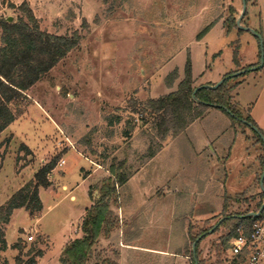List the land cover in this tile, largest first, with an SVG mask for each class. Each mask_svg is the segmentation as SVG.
<instances>
[{
	"label": "rangeland",
	"instance_id": "374dc122",
	"mask_svg": "<svg viewBox=\"0 0 264 264\" xmlns=\"http://www.w3.org/2000/svg\"><path fill=\"white\" fill-rule=\"evenodd\" d=\"M26 5L42 30L57 35L78 31L82 39L11 104L16 119L0 134V206L43 165L59 159L48 176L51 184L39 189L45 212L14 210L5 235L9 231L12 239L13 224L20 236L11 249L0 251V258L15 264L19 249L12 246L17 243L23 256L31 248L48 250L49 237L35 230L40 217L55 238L69 222L80 233L92 205L90 186L109 175L113 157H128L133 175L121 188L120 208L115 209L120 227L99 243L101 256L115 259L118 251L121 264V242L177 249L184 241L181 225L186 219L190 257V233L209 229L198 246L201 264L232 262L231 239L222 243L225 229L209 231L226 214L252 212L261 199L264 0H247L240 25L242 0H0V19L17 21ZM188 61L197 87L216 84L231 73L237 110L251 116L261 131L211 107L143 160L153 129L150 119H140L139 104L175 91ZM174 70L178 77L169 85L167 77ZM152 194V210L160 215L149 222L146 236H136L140 217L151 209L142 204ZM29 235L34 239L29 241ZM56 239L50 264H60ZM122 250V264H135L136 251Z\"/></svg>",
	"mask_w": 264,
	"mask_h": 264
},
{
	"label": "trees",
	"instance_id": "16d2710c",
	"mask_svg": "<svg viewBox=\"0 0 264 264\" xmlns=\"http://www.w3.org/2000/svg\"><path fill=\"white\" fill-rule=\"evenodd\" d=\"M22 9L24 15L17 21L0 19V134L16 119L17 115L11 104L21 99L25 91L48 74L80 44L82 39L78 31L70 35H57L44 31L40 28L33 11L27 5ZM231 22L235 24L234 18ZM83 24H88L86 19ZM209 27L199 35L204 34ZM191 71L188 61L185 77L179 82L175 91L139 104L140 119L146 118V121L150 119L153 129V132L149 134L150 143L147 152L143 155V160L155 156L168 137L177 136L183 132L193 121L204 117L211 107L222 109L230 117L244 122L246 126L257 128L258 125L251 116L245 117L237 110L233 94L236 84H231V78L234 77L229 76L231 73L224 76L229 77L218 88L203 87L193 96L197 86ZM177 77V70L170 73L167 77L169 85H172ZM257 131L261 129L257 128ZM257 131L255 134L259 137L258 140L262 141ZM24 147L28 149L27 146ZM58 159L59 157L56 156L43 165L32 180L24 184L0 206V251L8 249L4 225L10 222L15 209L24 207L31 215L43 209L39 189L51 184L48 176L56 167ZM262 164L264 170V156ZM108 171L107 177L90 186L88 196L92 205L86 209L82 220L83 234L64 246L59 258L60 264H120L117 260L118 251H115L116 258L114 259L101 256L97 249L102 239L111 238L113 232L120 227V218L115 209L120 208V190L132 177L133 172H131L128 157L123 159L113 157ZM260 195L261 199L252 212L259 211L264 202L262 190ZM237 201H240L239 196ZM245 201L248 200L245 199ZM224 209H227L226 203ZM249 212H251L250 209L226 214L220 225L214 229V231L222 227L225 229V236L222 238L224 245L237 235V228L241 224L249 228L251 223L257 219L247 216ZM259 217L264 218V209ZM208 230L198 235L190 233L192 244L200 237L195 251L191 247L192 264H196V261L197 264H201L198 246L206 237ZM12 247L19 249L15 264H37L38 258L43 255L41 249L31 248L27 255L23 256L20 244H14ZM244 261L245 258L239 257L226 264H244ZM0 264H9V262L7 259L0 258Z\"/></svg>",
	"mask_w": 264,
	"mask_h": 264
},
{
	"label": "crops",
	"instance_id": "0c3cea01",
	"mask_svg": "<svg viewBox=\"0 0 264 264\" xmlns=\"http://www.w3.org/2000/svg\"><path fill=\"white\" fill-rule=\"evenodd\" d=\"M86 176L83 177V181L86 180ZM63 188H67L66 185L63 186ZM40 195H41V200L43 203V210L45 212V201L42 197L41 191H40ZM74 197V196H73ZM72 197V198H73ZM162 197V195H161ZM77 199V198H76ZM75 199V200H76ZM154 195L152 194L150 197L148 196L146 198V202H144L142 205H145L146 207H150V212L143 214L142 217H140L139 220V224L136 229L137 230V235L136 236H146L144 235L146 233V231L148 230V224L149 222L151 224H153L155 221H152V219L156 218V214L158 213V211H153L152 207L154 204ZM141 205V207H142ZM158 205V204H157ZM87 206L84 207V209H86ZM153 211V212H152ZM160 215V214H157ZM186 217V216H185ZM41 218L37 219L36 225L35 226V230L38 232L40 231L41 233H43L44 235L48 236L50 239V247L48 248L47 251H43V255L41 257H39V261L37 264H50V257L52 256V249L53 247H55V239L57 240V250H56V255H58L59 253L62 252L64 246L70 241L73 240L75 238H79L82 236L81 231L82 229L80 228V233L79 232H74L73 231V227L71 225L72 222L67 223L64 228L62 229V231L60 232L58 237H53L51 234H49V232H47L41 225L40 221ZM185 221H183L182 225H181V230L182 233L184 235L183 239V243L180 247H177V249H169V248H165V247H157V246H153V245H147V244H141V243H135L134 245L130 244V243H125L123 244L121 241V264H122V257H123V248L124 249H132L136 251V255L137 258L135 259V264H192L190 259V255L187 253V248H186V241L189 237V226L187 224L186 219H184ZM158 221V219H157ZM10 231H12V239H9L8 237V233L9 231H7L6 234V240L8 243V248L11 249V244L14 243L16 241L17 238H19V233H18V229L19 228H15L13 227V224H11L10 226ZM140 229V230H139ZM134 247V248H132ZM40 249V248H39ZM42 249V248H41ZM43 250V249H42Z\"/></svg>",
	"mask_w": 264,
	"mask_h": 264
},
{
	"label": "built area",
	"instance_id": "2783aa9c",
	"mask_svg": "<svg viewBox=\"0 0 264 264\" xmlns=\"http://www.w3.org/2000/svg\"><path fill=\"white\" fill-rule=\"evenodd\" d=\"M65 161L62 160L61 164ZM32 235L28 240H33ZM232 261L239 257L245 258L244 264H264V218L257 217L251 225L241 224L237 235L231 240Z\"/></svg>",
	"mask_w": 264,
	"mask_h": 264
},
{
	"label": "water",
	"instance_id": "95a60500",
	"mask_svg": "<svg viewBox=\"0 0 264 264\" xmlns=\"http://www.w3.org/2000/svg\"><path fill=\"white\" fill-rule=\"evenodd\" d=\"M242 2H243V9H242V13H241V15H240V17H239V19H238V24L240 25V21H241V19L243 18V16H244V14H245V12H246V8H247V0H242ZM248 29V28H247ZM259 37H260V40H261V46H262V51H263V41H262V37L260 36V35H258ZM261 66H263V62L260 64ZM260 66V67H261ZM254 69H256V68H254ZM242 72H244V71H241V72H238L236 75H238V74H240V73H242ZM227 77H229V76H227ZM227 77H224L222 80H220L218 83H216V84H213V85H204V86H198V87H196L195 88V90H194V92H193V96H195V93L199 90V89H201V88H203V87H209V88H213V89H215V88H218L224 81H225V79L227 78ZM254 128V130H257V128L256 127H253ZM260 186H261V190L264 192V170H263V174H262V176H261V181H260ZM263 209H264V202L262 203V205H261V207H260V209H259V211H257V212H249L248 214H247V216H253V217H255V218H257L258 216H260V214H261V212L263 211ZM223 219L224 218H222L209 232L211 233L217 226H219L220 225V223L223 221ZM200 240V237L199 238H197L196 239V241L193 243V250L195 251V247H196V244H197V242ZM196 264H197V261H196Z\"/></svg>",
	"mask_w": 264,
	"mask_h": 264
}]
</instances>
